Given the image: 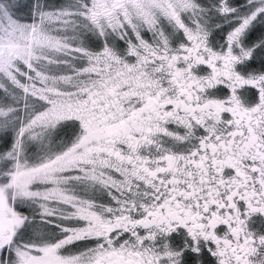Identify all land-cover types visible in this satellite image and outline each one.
<instances>
[{
	"label": "snow or ice",
	"instance_id": "obj_1",
	"mask_svg": "<svg viewBox=\"0 0 264 264\" xmlns=\"http://www.w3.org/2000/svg\"><path fill=\"white\" fill-rule=\"evenodd\" d=\"M0 264H264V0H0Z\"/></svg>",
	"mask_w": 264,
	"mask_h": 264
}]
</instances>
